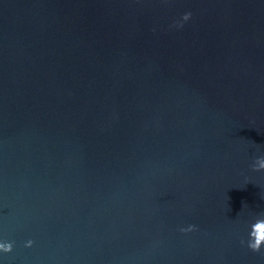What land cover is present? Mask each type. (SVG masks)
Returning <instances> with one entry per match:
<instances>
[{"label":"water","instance_id":"1","mask_svg":"<svg viewBox=\"0 0 264 264\" xmlns=\"http://www.w3.org/2000/svg\"><path fill=\"white\" fill-rule=\"evenodd\" d=\"M258 219L264 0H0L5 264H264Z\"/></svg>","mask_w":264,"mask_h":264},{"label":"clouds","instance_id":"2","mask_svg":"<svg viewBox=\"0 0 264 264\" xmlns=\"http://www.w3.org/2000/svg\"><path fill=\"white\" fill-rule=\"evenodd\" d=\"M167 2V0H165ZM192 13L186 11L182 14L178 21L173 22V26L179 28L184 22H187L191 18ZM196 230L195 225H188L187 227H180L179 231L181 233H188ZM244 243V241H242ZM14 241L0 236V264H5L4 257L11 253L13 249ZM33 245V240L28 239L24 242L25 248H30ZM246 247L252 252H259L264 248V219H258L250 225V230L248 231Z\"/></svg>","mask_w":264,"mask_h":264}]
</instances>
